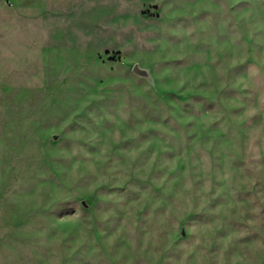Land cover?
<instances>
[{
	"label": "rangeland",
	"instance_id": "374dc122",
	"mask_svg": "<svg viewBox=\"0 0 264 264\" xmlns=\"http://www.w3.org/2000/svg\"><path fill=\"white\" fill-rule=\"evenodd\" d=\"M0 264H264V0H0Z\"/></svg>",
	"mask_w": 264,
	"mask_h": 264
}]
</instances>
